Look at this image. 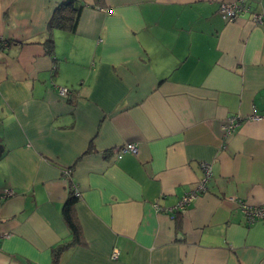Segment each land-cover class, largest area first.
<instances>
[{"label":"crops","instance_id":"crops-1","mask_svg":"<svg viewBox=\"0 0 264 264\" xmlns=\"http://www.w3.org/2000/svg\"><path fill=\"white\" fill-rule=\"evenodd\" d=\"M62 1L0 0V264H53L72 185L55 264H264V218L229 199L264 204V0H82L51 29Z\"/></svg>","mask_w":264,"mask_h":264},{"label":"built area","instance_id":"built-area-1","mask_svg":"<svg viewBox=\"0 0 264 264\" xmlns=\"http://www.w3.org/2000/svg\"><path fill=\"white\" fill-rule=\"evenodd\" d=\"M249 10L248 5L245 3L244 0H234V1H222L219 4L218 7V12L219 14L223 17L228 19L229 21H233L240 17V15ZM251 14V20L252 23L259 25L264 21V16H262L259 13L255 12H250ZM59 94L63 96H68L70 93V89L67 87H58ZM262 116L261 115H256V114H251L249 118H254V119H260ZM244 118L240 115H229L226 118V122L223 124V128L225 129L224 134H230L238 125L239 123L243 120ZM118 156H121L125 152H132L136 153L137 152V145L136 143L129 142L125 145H121L120 147H116L113 149ZM200 166L203 171V176L202 179L198 182L196 185V188L193 190L185 193L180 201L178 202L180 206H187L190 204L192 199L197 196L200 192H204L206 190V182L208 181L209 176L211 175V165L208 162H201ZM68 170H66L67 172ZM73 190L75 195H79L78 190L75 188L74 185H72ZM11 189L7 188L3 192V196L6 195L5 193L7 192L8 194L10 193ZM229 199L231 200H238L244 221L247 224H251L253 221L264 218V204H247L243 203L240 199H236L234 196H230ZM118 256V251L114 249L112 252V257H117Z\"/></svg>","mask_w":264,"mask_h":264},{"label":"trees","instance_id":"trees-1","mask_svg":"<svg viewBox=\"0 0 264 264\" xmlns=\"http://www.w3.org/2000/svg\"><path fill=\"white\" fill-rule=\"evenodd\" d=\"M84 3L82 0H63L54 9L53 15L50 19V28L54 27H74L75 22L79 16L80 10L82 9ZM78 199V195H75L73 188L69 190L68 197L63 205L62 214L63 219L69 229L71 234V240L63 245L53 248V264L58 261L59 254L64 247L72 244H80L82 240V230L79 223L74 215V204ZM112 257V253H111ZM117 258V257H112Z\"/></svg>","mask_w":264,"mask_h":264},{"label":"water","instance_id":"water-1","mask_svg":"<svg viewBox=\"0 0 264 264\" xmlns=\"http://www.w3.org/2000/svg\"><path fill=\"white\" fill-rule=\"evenodd\" d=\"M0 151H1V147H0Z\"/></svg>","mask_w":264,"mask_h":264}]
</instances>
